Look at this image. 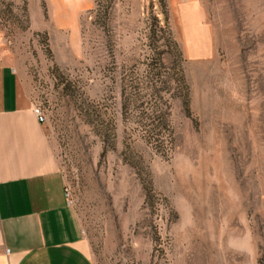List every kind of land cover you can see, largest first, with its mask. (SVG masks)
<instances>
[{
  "label": "rangeland",
  "instance_id": "374dc122",
  "mask_svg": "<svg viewBox=\"0 0 264 264\" xmlns=\"http://www.w3.org/2000/svg\"><path fill=\"white\" fill-rule=\"evenodd\" d=\"M2 63L94 264H264V0H0Z\"/></svg>",
  "mask_w": 264,
  "mask_h": 264
},
{
  "label": "crops",
  "instance_id": "0c3cea01",
  "mask_svg": "<svg viewBox=\"0 0 264 264\" xmlns=\"http://www.w3.org/2000/svg\"><path fill=\"white\" fill-rule=\"evenodd\" d=\"M34 106L15 69L0 64V264H94Z\"/></svg>",
  "mask_w": 264,
  "mask_h": 264
},
{
  "label": "built area",
  "instance_id": "2783aa9c",
  "mask_svg": "<svg viewBox=\"0 0 264 264\" xmlns=\"http://www.w3.org/2000/svg\"><path fill=\"white\" fill-rule=\"evenodd\" d=\"M34 112L38 118V121L40 123H45L46 122V115L45 113L43 112V110L39 107V106H34ZM66 193H67V196L69 198V189L66 187ZM70 202V200H69Z\"/></svg>",
  "mask_w": 264,
  "mask_h": 264
}]
</instances>
